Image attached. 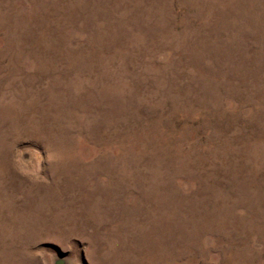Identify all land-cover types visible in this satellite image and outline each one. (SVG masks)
<instances>
[{
  "label": "rangeland",
  "instance_id": "obj_1",
  "mask_svg": "<svg viewBox=\"0 0 264 264\" xmlns=\"http://www.w3.org/2000/svg\"><path fill=\"white\" fill-rule=\"evenodd\" d=\"M263 193L264 0H0V264H264Z\"/></svg>",
  "mask_w": 264,
  "mask_h": 264
},
{
  "label": "bare ground",
  "instance_id": "obj_2",
  "mask_svg": "<svg viewBox=\"0 0 264 264\" xmlns=\"http://www.w3.org/2000/svg\"><path fill=\"white\" fill-rule=\"evenodd\" d=\"M245 2V1H244ZM111 3V2H110ZM142 4V3H141ZM144 4V3H143ZM139 5V4H138ZM237 5V4H236ZM247 8V7H246ZM115 10V9H114ZM134 11V10H133ZM124 13V12H123ZM20 15V14H19ZM51 15V14H50ZM93 18V17H92ZM250 18V17H249ZM140 19V18H139ZM58 20V19H57ZM131 23V22H130ZM86 25V24H85ZM99 27V26H98ZM169 32V31H168ZM95 33V32H94ZM177 34V33H176ZM153 38V36H152ZM92 39V38H91ZM156 46V45H155ZM95 53V52H94ZM93 123V122H92ZM155 124V123H154ZM147 126V125H146ZM152 127V126H151ZM148 132V131H147ZM153 136V135H152ZM179 144V143H178ZM194 145V144H193ZM99 146V145H98ZM193 147V146H192ZM194 165V164H193ZM228 190V189H227ZM264 194V193H263ZM218 196V195H217ZM222 199V198H221ZM95 202V201H94ZM210 206V205H209ZM66 209V208H65ZM246 209V208H245ZM5 212V211H4ZM27 212V211H26ZM250 212V211H249ZM192 214V213H191ZM207 214V213H206ZM16 215V214H15ZM65 215V214H64ZM226 217V216H225ZM236 217V216H235ZM232 218V217H231ZM214 221V220H213ZM134 223V222H133ZM24 224V223H23ZM134 226V225H133ZM187 226V225H186ZM208 227V226H207ZM40 228V227H39ZM260 236V235H259ZM193 246V245H192ZM259 256V255H258Z\"/></svg>",
  "mask_w": 264,
  "mask_h": 264
}]
</instances>
